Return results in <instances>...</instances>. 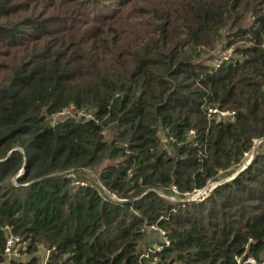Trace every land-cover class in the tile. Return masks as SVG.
<instances>
[{"label":"trees","instance_id":"obj_1","mask_svg":"<svg viewBox=\"0 0 264 264\" xmlns=\"http://www.w3.org/2000/svg\"><path fill=\"white\" fill-rule=\"evenodd\" d=\"M67 1L0 22V264L5 227L25 242L12 264H41L40 246L46 264H264V152L200 203L156 193L203 188L264 137V0H118L95 20ZM22 9L0 0V21ZM225 29L242 44L214 63ZM69 105L94 119L52 123ZM105 161L121 202L66 176ZM150 224L169 244L145 257Z\"/></svg>","mask_w":264,"mask_h":264},{"label":"rangeland","instance_id":"obj_2","mask_svg":"<svg viewBox=\"0 0 264 264\" xmlns=\"http://www.w3.org/2000/svg\"><path fill=\"white\" fill-rule=\"evenodd\" d=\"M66 1L67 0H18V2L21 5V8H24V9H22V11L18 12L16 15H14L12 17H8V19H6L5 21H0V22L1 23L7 22L8 26L12 27L13 24H15L21 18L31 16L32 12H36V14H39V15L41 13L50 12V10H51L50 6L52 3H59L60 6H62L63 4L66 3ZM72 1L78 3L79 9L82 8L84 5H86V3L88 1H91L93 3V7L91 10V12L93 14L91 13V16H93L94 20L96 18H98V16H100V15H97V13H96L98 11L102 12L103 14L113 15L118 9V5H117L118 0H72ZM140 6H141L140 4H137V6H134L133 9L139 10ZM77 16L81 17L80 15H77ZM81 18L83 19V17H81ZM250 22H251V18L249 16H247L244 19L243 23L249 25ZM88 26L94 27L95 25L93 24V25H88ZM227 29L222 30V32H221L223 35V41L221 42L222 47H220L221 46V44H220L216 48V50L213 51L212 62H214V63H218L222 60H228L230 58H235L236 54L234 52V49L236 46L242 44V43L237 42V43H235V45H233L231 47L224 48V46H226V44L229 42V38H230L227 35ZM218 116H219V118H224L220 115H218ZM225 118H228V117H225ZM104 137L107 140L111 139L112 133L109 129L105 130ZM159 137H160L161 143L163 145V148L167 152H170L171 141L164 137L162 131L159 132ZM259 151L264 152V141L254 150L253 158L248 163L246 168H248L250 166V164L254 160V157L256 156L257 152H259ZM245 161L246 160H244L243 162H245ZM107 164H110V163L105 161L101 165H98V166H95L92 168L73 169V170H69L67 172H73L76 177L83 179L86 182H88V185L95 187L108 200L121 202L122 199L117 198L113 193H109L105 189V187L103 186L102 182L99 180L98 175H99L100 171H102L104 166H106ZM237 168L238 167L235 166V167L230 168L227 171L219 172L218 175L213 180H210L208 182L211 184H213L214 182H218V183L228 182L226 180L229 178V176L232 173H234L236 171ZM211 184H209V185H211ZM156 193H157V196L161 200L166 201V202L173 204V205H175V204L180 205L181 208H183L182 206L188 205L189 203L195 204V203H200L203 201V200H197L194 202L191 200L184 199V197L182 195H170V193L168 192V189H165V188H162L161 190H156ZM160 231H163V230L160 229ZM145 233H146L145 243L142 245L143 255H145L146 252H149L150 250L157 247L158 245L163 244L164 241H168L166 236L164 235V233H161V232H145ZM45 249L46 248L44 246H40L36 252V254H37V256H39L40 260L41 259L43 260L45 258ZM156 260H158V259H156V258L149 259L146 261V264H155Z\"/></svg>","mask_w":264,"mask_h":264},{"label":"built area","instance_id":"obj_3","mask_svg":"<svg viewBox=\"0 0 264 264\" xmlns=\"http://www.w3.org/2000/svg\"><path fill=\"white\" fill-rule=\"evenodd\" d=\"M264 48V45H263ZM208 114H218L222 117H230L234 115V112H229V111H220L217 110L216 108H211L208 109ZM66 118H71V119H85V120H93L94 119V115L90 112L87 111L85 109L82 108H78L74 105H69L65 108H63L62 110H60L59 112H57L56 114H53L51 116V122L54 123L59 119H66ZM193 133V132H191ZM264 141V137L263 138H258L253 140L252 146L249 150H247L246 152L243 153V156L241 158V160L239 161V163L235 166H237L238 168L236 169V171L234 173H232L229 178L226 181H231L235 176H237L239 173L243 172L246 168V166L248 165V163L252 160L253 158V152L254 150ZM244 160H246L245 162H243ZM234 166V167H235ZM222 172V171H219ZM66 176L70 179V186L71 187H86L88 186V182H86L83 179H79L78 177L75 176V174L73 172H67ZM211 183L207 182L206 186H204L201 189H197L194 190L192 192H179L178 189L175 186H172L170 188V195H182L184 197V199L186 200H191V201H197V200H203L205 199L208 194L212 191V189L219 185L220 183L218 182H214L213 184L209 185ZM161 228H159L157 226V224H150V225H145L142 228V232H161L164 233L163 231H160ZM5 231L4 235H5V242H4V248H3V263L2 264H12V261L16 258H18L21 254V250L24 249L25 247V242H23V240L17 236L14 235L13 233H11V231L9 230V228L5 227L3 229ZM169 242L168 241H164L163 244L158 245L157 247L153 248L151 251L152 252H159L162 249V246H168ZM49 252L50 250L45 249V258L43 260H41V264H46L48 257H49ZM145 257L148 256V252H146V254L144 255ZM246 262L250 263V264H256L255 261L253 259H247Z\"/></svg>","mask_w":264,"mask_h":264}]
</instances>
